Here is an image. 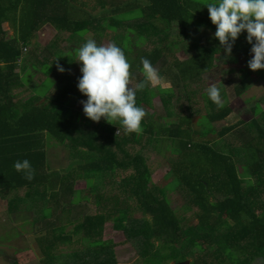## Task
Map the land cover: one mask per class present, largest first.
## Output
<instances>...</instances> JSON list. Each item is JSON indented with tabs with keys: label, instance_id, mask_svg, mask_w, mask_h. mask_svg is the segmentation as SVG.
<instances>
[{
	"label": "trees",
	"instance_id": "16d2710c",
	"mask_svg": "<svg viewBox=\"0 0 264 264\" xmlns=\"http://www.w3.org/2000/svg\"><path fill=\"white\" fill-rule=\"evenodd\" d=\"M83 2L0 0V195L25 189L22 198L10 201L12 211L16 204L20 211L35 213L37 206L36 216L47 220L48 234L40 238L46 242L40 264H79L77 250L65 255L55 248L82 235L91 240L82 256L84 264H116L114 257L103 256L112 243L103 238L109 220L116 230H131L138 237L137 247L147 249L145 264L157 258H164L160 264H185L188 259L189 264H264L263 114L254 112L248 123L220 130L194 129L193 120L201 113L210 124L231 113L227 102L217 106L200 85L202 73L224 51L213 35L215 25L207 8L193 0H95L96 8L90 11ZM8 22L12 36L2 26ZM47 24L84 40L85 34H92L98 44L109 36L130 61L134 85L145 79L141 57L155 69L162 63L158 75L171 77L172 87L145 81L144 89L137 91L136 103L146 113L139 133L125 131L118 137V121H92L74 108L71 99L82 95L76 87L81 73L71 74L79 68L77 48H62L58 41L29 48L33 36ZM170 32L182 39L165 43ZM245 36L242 31L235 43L246 41ZM145 43L151 44L148 51L140 49ZM181 45L194 54L186 60L173 57V62L166 58L165 52ZM57 65L65 71H58ZM29 67H39L43 76L33 91L27 88L33 78ZM242 72L235 89L238 96L249 83L248 73ZM175 86L180 87L179 94ZM156 94L169 111L166 119L176 120L165 121L146 110L144 104ZM200 101L203 111L197 106ZM55 145L70 151L71 162L60 171H52L48 164L47 149ZM168 148L174 154L171 169L168 181L159 187L152 181L153 168L167 159ZM25 158L33 169L31 180L13 168L14 161ZM239 167L246 169L247 178L239 176ZM118 170L132 172L118 182ZM80 180L86 184L82 190L76 189ZM116 189L124 196H112ZM174 189L185 196L183 211L195 209L197 223L172 206L168 192ZM83 195L91 197L95 214H81L76 208L82 209L78 203ZM133 202L143 214L140 219L131 216ZM51 205L61 207L53 222L42 214ZM63 213L73 217L64 220ZM129 220L133 224L127 230ZM67 223L73 224L69 232Z\"/></svg>",
	"mask_w": 264,
	"mask_h": 264
},
{
	"label": "rangeland",
	"instance_id": "374dc122",
	"mask_svg": "<svg viewBox=\"0 0 264 264\" xmlns=\"http://www.w3.org/2000/svg\"><path fill=\"white\" fill-rule=\"evenodd\" d=\"M81 1H84V5H86L88 10L90 11L96 8L95 0ZM193 1L200 4L205 3V0ZM2 26H4V28L8 31L9 36H12L14 34V30L9 22L5 23ZM84 37L86 39H93L92 34H85ZM202 38L204 37L202 36ZM110 39L111 38H109L108 36L107 40H104L103 43L99 44L113 43ZM181 39L182 38L180 36H177L174 32H170V35L166 38L167 41H165V43L169 44L174 41L177 42ZM54 41L61 42L62 48L74 50L75 48H78L85 40L77 35L71 36L64 31H57L52 25L47 24L36 32V34L33 36L32 44L29 45V48L31 49L32 45H34L35 47L37 44L41 47H46L48 45H52ZM185 43L187 44V42ZM185 47L186 45H181L179 48H173L171 52H165L167 53L166 58L170 59L171 62H173L174 58L178 60H184L185 58H188L189 56L194 54L193 50H191L190 48L186 49ZM250 47L251 45L249 46L248 42L245 40L238 41V43L234 42L229 54H225L224 51L223 53H218V55L215 56L216 58L213 62V67L208 72L202 73L200 82L202 89L203 87L207 89L209 84L215 83L222 92H220L222 103H228V107L231 109V113L225 120L213 124H210L208 122L204 113L197 115L193 120V124L194 129L198 132L206 130L210 126L215 128L216 130H220L223 127L236 125L240 122L248 123L250 119L255 117V113L263 114L262 117L264 118V69L253 71L248 68L246 62L251 55L249 52ZM149 48H151V44L149 43L140 45V49H145L146 51H148ZM133 54H130V56H133ZM161 65L162 63H160L159 68H156L157 71L160 70V67H162ZM29 69L31 73L30 75H32L33 78L31 83L32 86L29 85L28 87L34 89L42 81L43 76H41L39 72V67L35 69H31L29 67ZM242 71L248 73L249 83H247L246 87L244 88L243 94L241 96H238L236 95L235 89L241 83V76L243 74ZM79 73L80 71L78 67L71 71V74L73 76H79ZM171 79V77H168V75H166L160 78L158 83L155 84L154 87L161 85L163 88H171ZM132 84L134 85V82H132ZM174 89V91L179 94L180 87L175 86ZM198 98L202 97H200L199 95ZM85 99L86 96L82 94L75 97L74 99L72 98L71 102H73V106L75 109L82 110L81 101ZM168 106L170 105L168 104ZM197 106L201 108V111H203L204 106L202 104V101H200ZM144 107H146V110L150 113L162 115L165 121L176 120L175 116H169L166 119V112L169 111L163 106L160 94H156L154 97H152L149 104H144ZM253 108H255L254 111ZM171 112V114L174 113V108L172 106ZM244 127L245 125H241L238 128L242 130ZM117 132L118 137H122L125 130L120 127V131ZM249 136L250 135L247 133L245 139H248ZM166 150L167 153L165 154V159H167L162 160L161 164H155L153 168L152 181L153 184H156L159 187H163L168 181L167 173L170 172V160L173 159L174 155L171 149L168 148ZM47 155L48 164L49 167H51L52 171H60L61 169H65L71 162L70 151L63 145H55L49 147L47 149ZM131 172V170H118L116 172L115 178L119 182L124 177L130 175ZM238 172L240 177L247 178V171L245 168L239 167ZM85 186V182L83 180H80L77 181L76 189L82 190L85 188ZM121 191L123 190L116 189L112 192V196H124ZM24 195L25 189L19 191H11L10 193L0 195V264H40L41 259L45 257L43 256L42 244L45 243L46 245V242L40 241V238L48 234V226L47 220L41 221L42 218H38L36 216L35 213H37L38 207L36 206L34 213L33 211L30 212L28 210L20 211V209H18V205L15 204L16 210L12 211L13 208L10 201H12L15 196H19L20 198H22ZM82 197L83 198L78 203V205H80L82 209L76 206L78 211L81 214H95L96 209L93 205L94 203L91 197H89L88 195H83ZM168 197L171 201L172 206L177 207V211L180 213V215L189 217L191 223H197L194 217L195 209H188L189 211L187 212L183 211V205L185 204L186 200L184 194H181L180 189H174L173 191L171 190L170 193L168 192ZM51 206L52 208L45 207V209L42 211L43 215H50V218L48 219L49 222H53L56 219L57 215L55 214L58 210L59 212H61V207L57 208L53 205ZM133 208L134 210L132 211V217L137 219L143 217L142 212L137 209L136 203L134 202ZM62 217H64V220H69L73 216L67 213H65L64 215L63 213ZM140 222L141 220L137 221L138 224ZM63 223H65V221H62V224ZM131 224L133 223H131L130 220L126 222V226H129ZM64 227L65 232H69L72 230L73 224L67 223V225H65ZM127 230H130V226ZM83 237V235L79 237L72 236L73 240L71 242L59 245L58 247L56 246L57 248H55V252H57V254L66 255L72 254L77 250V255H80V262H77L79 264H84L85 259H83L82 256L84 255V252L86 253L90 249L91 240ZM103 238L105 242H112L107 246L106 253L103 256L112 258L114 257L113 259L116 261V264H145L143 262V256L147 254V249H141L137 247L138 237L135 236L131 230L130 233L123 230H116V228L114 227V221L109 220L106 223ZM163 260L164 258H157L150 264H160V262ZM87 262L88 264L90 263V261ZM189 263H191V259H188L185 264ZM258 263L259 262H257L256 264ZM146 264L148 263L146 262ZM170 264L176 263L173 262Z\"/></svg>",
	"mask_w": 264,
	"mask_h": 264
},
{
	"label": "clouds",
	"instance_id": "9594fccd",
	"mask_svg": "<svg viewBox=\"0 0 264 264\" xmlns=\"http://www.w3.org/2000/svg\"><path fill=\"white\" fill-rule=\"evenodd\" d=\"M202 7L207 8L209 19L215 25L213 35L225 54L231 52L236 38L244 31L251 45L248 68L264 69V0H205ZM75 55L81 73L76 87L86 96L81 101L84 115L92 121L101 118L109 123L118 121V131L122 126L126 132L139 133L146 113L137 105L136 93L144 89L145 81L155 85L160 79L151 62L141 57L145 79L133 85L130 61L117 44H98L89 38L75 49ZM57 70L65 71L60 65ZM206 91L209 99L221 106L220 89L216 84H209ZM13 168L26 179H32L33 169L28 159L14 161Z\"/></svg>",
	"mask_w": 264,
	"mask_h": 264
},
{
	"label": "crops",
	"instance_id": "0c3cea01",
	"mask_svg": "<svg viewBox=\"0 0 264 264\" xmlns=\"http://www.w3.org/2000/svg\"><path fill=\"white\" fill-rule=\"evenodd\" d=\"M186 59H187V58H185L184 60H186ZM180 60H181V59H180ZM31 83H32V81H31ZM31 83L29 84L30 86H32ZM29 85H28V86H29ZM28 86H27V88H28ZM35 88H36V87H35ZM35 88H34V89H35ZM29 90H30V91H33V88L29 87ZM258 264H260V263H258Z\"/></svg>",
	"mask_w": 264,
	"mask_h": 264
}]
</instances>
